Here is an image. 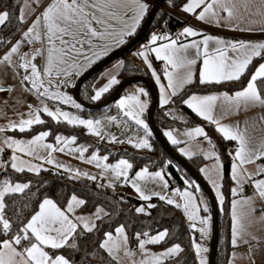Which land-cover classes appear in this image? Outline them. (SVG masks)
<instances>
[{"label": "snow or ice", "instance_id": "6c2138e0", "mask_svg": "<svg viewBox=\"0 0 264 264\" xmlns=\"http://www.w3.org/2000/svg\"><path fill=\"white\" fill-rule=\"evenodd\" d=\"M245 12L249 11V0H241ZM261 7L257 8V14L264 16V0H260ZM202 8L197 15V19L207 22H216L219 24L221 19L228 21L240 19L237 15L238 0H189L184 6V11L188 13H196V9ZM148 10V5L143 0H51V3L46 7L41 16H38L35 22L24 33V37L31 43L34 40H40L42 36L47 40V55L46 63L41 71L37 64L27 58V55L21 56L23 63L20 68L25 69L26 73L30 68V74L23 77L24 81L31 84V90H35L39 97H46L51 100L60 101L63 104H73L77 109L81 106L77 104L73 98L59 89L61 86L68 83V79L73 75H80L81 71L86 67H90L96 61L105 57L114 48L126 42V38L135 34ZM221 12L227 13L226 17L221 16ZM10 17L8 11H0V25H4ZM20 22L25 20L23 10L20 15ZM250 30V29H249ZM264 31V27L261 28ZM202 35L192 27H185L177 38H170L167 34L151 36V44H156L157 41H168L160 43L157 47H151L147 51H141L139 55L143 57L145 63L151 68L148 53H154L157 60H162L165 63L164 77L167 79V88L160 83V76L155 71L152 75L155 77L157 84H160L161 105H167L171 96L177 95L185 85L193 83L194 73L193 66L202 58V66L199 69L200 84H220L222 82L237 81L248 70L255 58L264 59V42H248V41H225L216 36L202 35L200 40H192L190 43H180L179 38L182 36L196 37ZM147 47V46H146ZM20 49V42L11 48V50L3 57V61L11 62V57ZM190 50H192L190 52ZM39 55V50H37ZM53 78L58 79L53 85ZM258 81L264 84V63H260L252 73L246 87L237 91L234 95L227 93L219 95H191L183 102L196 115L202 117L217 126V131L222 134L226 140L238 142V148L235 152L233 169V180H238V168L247 163H252L261 157H264V142H261L256 149L249 147V141L246 136V129L241 131L238 126H230L220 123V119L214 114L217 108V102L222 101L224 112L232 109H239L241 106L248 108L254 106L264 107V93L258 86ZM47 83V86H46ZM115 76L110 74L108 83L95 92L92 97L94 100L100 99L103 93L109 91L112 85L117 84ZM56 90L52 91L51 88ZM41 89H43L41 91ZM168 89H171L169 94ZM4 89L0 88V91ZM147 92L143 88L139 89V94H131L125 96L119 101V108L123 111V115L129 120L134 121L135 125L143 128L144 132L150 135L148 124L142 119L145 110L148 108V102L142 100L141 96H147ZM42 107L33 109L29 105L30 111L28 118H21L18 122H10L8 128L16 129L24 132L30 129L34 124H41L44 121L41 119L40 112L46 113L54 121H64L69 125L83 126L90 134L96 135L101 139L102 125L99 120L81 119L79 116L72 115L67 111L57 108L55 111L49 109L47 104L41 100ZM115 117L110 120L115 121ZM5 128L0 127V132H4ZM49 135V132H42L29 141L15 140L10 137L5 138L2 143L15 152L25 153L26 155L38 160H46L48 164H55L57 168L65 167L62 164L56 163L52 157V152H63L67 148L70 152H78L79 158L84 159V152L87 151L83 146L79 148H71L76 137L66 138L57 136L56 145L44 143V139ZM165 135L173 144L179 143L172 132H166ZM189 137L203 136L207 139V134L203 128L197 127L186 133ZM112 142H117V138L113 136ZM123 143L124 141H119ZM129 143L132 140L129 139ZM211 143V141H209ZM62 145V146H61ZM136 148H150L151 145L147 138L139 139L134 145ZM41 150L46 152V156L41 155ZM2 151V148H0ZM181 151H184L181 149ZM186 155L189 153H185ZM215 156V153H212ZM217 163L214 165V170L217 172V179L212 180L213 186L216 188L217 196L221 202L223 197L220 194L219 184V157L216 156ZM11 167L17 172H23L25 169L29 172L39 174L41 166L23 160L17 155L12 156ZM108 159L107 156L100 158L97 155H92L87 163L95 162L96 167L102 168L104 171H111L116 179L123 177L128 180V171L132 168V164L126 159H121L116 164L103 163ZM238 161V163L236 162ZM72 171L71 169H66ZM264 172V165L258 166L257 173ZM75 176L85 175L78 170L74 173ZM90 179L95 180V176H90ZM251 179V176L248 177ZM137 181H161L163 187L167 188V181L164 180L160 172L149 173L147 168L136 173ZM189 183L188 181H185ZM254 187L261 198H264V180L254 181ZM28 184H12L8 180L0 183V225H2L3 233L8 234L12 229V224L4 214L5 196L11 193H20L28 188ZM139 193L141 199L149 200L151 196L146 194L139 183L133 182L132 185ZM198 191V189H197ZM235 191V190H234ZM152 195L159 196L161 200H166L169 205H174L176 208H182L188 221L191 222V227L196 229V222H199L202 227L198 229L202 236H207L209 232L210 217L202 218L200 216V206L197 197L193 191L185 189L180 191L177 189L171 196H165L157 192ZM179 197L180 202L175 199ZM85 201L78 199L73 195L68 201L66 210H62L53 200L45 198L39 203L38 210L24 224L19 231L10 239H5L0 242V264H70V261L63 255L50 254L46 249H61L69 244V240L74 237L79 224L83 225V229L87 232H92L96 224L91 219L84 217H76L75 221L70 218L69 213H74L76 207L83 205ZM236 202L233 203V230L232 244L236 246L242 238L244 225L242 218L235 211ZM98 210L96 219L100 218ZM138 213L145 212L143 207L137 208ZM204 212L208 211L205 206ZM105 240L100 244L102 249H105L108 254L122 264L121 257L118 255L121 250L124 251L125 257H132L134 253L128 249V237L125 234L123 226L115 229V235L109 232L105 234ZM148 237L147 233H144ZM168 236L167 230L159 232L155 236L147 239H139V249L144 258L138 264H165V261L183 251L180 245H174L165 251L154 254L146 250V245L159 244ZM22 241L27 243L23 250L20 251L16 246H20ZM245 243L247 241H244ZM75 248L73 243L70 245ZM193 248L196 255L200 257V264H207L203 253L208 251L202 247L200 243L193 241ZM133 264H136L133 261Z\"/></svg>", "mask_w": 264, "mask_h": 264}, {"label": "crops", "instance_id": "0c3cea01", "mask_svg": "<svg viewBox=\"0 0 264 264\" xmlns=\"http://www.w3.org/2000/svg\"><path fill=\"white\" fill-rule=\"evenodd\" d=\"M176 5L175 10L178 12L186 15V16H194L195 20L199 22L201 25H203L206 28H211L213 30H216L217 32L212 33L208 32L204 28H197L195 26L188 25L186 27H192L202 35H212L219 37L221 39H224L225 41H248V42H264V38L262 39H245L241 38L239 36L246 35V34H264V31H261V28L264 27V16H261L257 14V8L261 7L260 0H249V11L245 12L243 8V4L241 0H238V8L239 11L237 15L241 17L240 19H234L231 21H228L226 19H221L219 21V24L216 22H207V21H201L197 19V15L202 10L203 6L201 8L196 9V13H188L185 12L184 6L189 3V0H173ZM144 3L148 5V10L144 16V18L141 20L139 27L137 28L135 34L139 31L140 27L142 26L143 22L147 18L153 3L151 0H143ZM51 3V0H24L21 5L20 9V15L21 11L23 10L25 20L23 22V27L20 30V32L15 36L13 39H11L5 49L0 51L2 54L0 61H3V57L11 50L13 46H15L18 42H20V49L17 53H14L11 57V62H0V86L1 87H10L11 89L9 91L0 92V127L5 128L4 132H0V148H2V151H0V171L6 172L7 168H11L12 164V156L17 155L23 160L29 161L33 164H37L41 166V171L44 169H53L59 172H62L65 175L72 176L74 178H79L83 180H87L90 182L94 181H101L99 178H101V171L96 167L95 162L93 163H87V160L92 157L94 154H109V159L111 160L112 157L117 155H132V154H143L152 151L155 148V142L153 140V133L148 125V131L150 135L144 132L142 127H139L140 132L142 134L147 135L148 142L151 145L150 148H134V147H128L126 150H118L114 148V145H108L105 143V139H101L100 137L90 134L86 128L83 126L78 125H69L64 121H59L64 124H66L69 127H82L86 130L87 135L89 136V140H85L82 138H79L75 134H57L54 137H51L49 130H42L37 132L34 135L31 136H20L17 135V133H22L19 131V128L16 129H10L8 128V124L10 122H18L21 118H28V113L30 111L29 105L32 106L33 109L42 107L41 100L44 101L45 104L49 107L50 110L55 111L57 107L55 106V100L48 99L46 97H39L35 90H31V84L28 81H24L23 77L26 74H30L31 69H28V72L26 73L25 69L20 68L19 65L23 63L21 60V56H23L25 53L30 51L28 59L31 60L33 63L37 64V67L42 71L45 63H46V55H47V40L42 36L40 40H34L31 43L28 42V39L24 37V33L28 30V28L35 22L38 16H41L43 11L46 9V7ZM169 6L172 7L170 4ZM173 8V7H172ZM262 11H264V8H261ZM222 17H226L227 13L221 12ZM2 25H0L1 28ZM250 29V30H249ZM126 38V42L118 47H114L110 52L123 47L125 44H127L133 36ZM202 35L196 36V37H186L182 36L179 38L180 43H190L192 40H200L202 39ZM175 39V38H173ZM168 41H157L156 44H151V47H157L160 43H167ZM150 47V48H151ZM149 48H145L144 44L138 46L130 55L129 59L135 62L138 66H140L143 70L146 71L149 80L153 84L155 88V92L157 95V106L162 110L159 118L160 120H163L165 116H168L170 119H177L179 118V122H177L178 125L172 126V127H163L162 133L167 140V142L174 146L178 153L186 159H202L203 163L199 167L200 175L203 177V179L208 183L210 186L216 200L218 203V206H221L225 200L224 194H223V179H224V161L221 153L219 152L218 148L215 145V142L212 139V136L219 139L221 141L222 146H225V152H230L229 147L231 146L232 140H226L223 138L222 134L217 131V126L215 124L210 123L209 121L204 120L202 117L196 115L183 101L187 100L191 95L195 94L198 96H205V95H219L222 96L223 94L227 93L228 95H234L237 91L242 90L244 87H246L252 73L254 72L255 68L260 64L264 63V59L261 58H255L253 63L249 66L246 73L239 79L242 80L243 77L246 78V82L243 86L240 88H237L235 90H209L205 92L193 90L192 92H189L184 96L181 104L178 103V105H174L175 99L182 95L186 90L193 89L194 87H200V88H208L213 87L215 85L219 84H200L199 83V69L202 66V58L197 61V64L193 66V73H194V79L193 83L185 85L181 90L177 92V95L171 96L170 101L167 105H161V91H160V84H157L155 77L152 75V72L155 71L158 76H160V83L165 85L167 88L168 81L164 77L163 74H159L157 71V68L160 64L165 65L164 61L157 60L155 58V54L149 52V62L151 63L152 67L149 68L148 64L145 63L143 57L139 55L141 51H147ZM37 50H39V55H37ZM192 50H190L191 52ZM108 54V55H109ZM107 55V56H108ZM106 57V56H105ZM96 61L94 64H92L90 67H86L81 71L80 75H73L71 78L68 79V83L60 87V91L65 93L66 95H69L73 98V90L74 86L80 76L85 74L91 67H93L95 64H97L99 61H101L103 58ZM127 59H118L108 66H106L103 70H101L95 77L90 81L89 87L91 92V99L95 95V92L99 90L101 87L106 85L108 83V80L110 78V74L115 76L118 83L120 84V73L122 69L125 67V62ZM248 73V74H247ZM245 75H247L245 77ZM61 78H53V85L56 84L57 80ZM237 80V81H239ZM237 81H228V82H222L220 84H230V83H236ZM258 86L261 88L262 93H264V84H261L260 81L257 82ZM112 85L108 92L103 93L98 100L92 99V103H98L100 102L103 97H105L110 91L113 90V88L117 85ZM47 86V83H46ZM131 86V85H130ZM143 88L139 84H133L132 87H127L123 93L119 96L118 100L120 101L125 96L131 95V94H139V89ZM43 89H41L42 91ZM52 91H55L56 88L52 87ZM145 92H147L145 90ZM169 94L171 93V89H168ZM148 94V93H147ZM142 100H146L148 102V108L145 110L142 119L145 120V123L148 124L147 121V113L149 110V107L151 105V101H149V96H141ZM74 100V98H73ZM117 100V101H118ZM75 101V100H74ZM76 102V101H75ZM77 103V102H76ZM78 104V103H77ZM172 104V105H171ZM65 107L63 111H67L72 115L79 116L81 119H91V120H99L103 121L105 117H109L110 114L118 115L119 117H125L123 115V111L118 106L111 104L110 106L106 108L99 109L100 112H95L92 114H87L85 112V108L81 107L77 109L73 104H63ZM180 106H183L184 108L191 111L194 115L198 116L206 125H195V126H187V114L181 110ZM62 110V109H61ZM88 110V109H86ZM91 111V110H90ZM96 111V110H94ZM214 114L217 118L220 119L221 124L230 125V126H238L241 131H244L246 129V136L249 141V147L252 149H256L258 145L261 142H264V107L260 106H254V107H248L245 108L241 106L239 109H232L231 111L224 112L222 107V101L217 102V108L214 111ZM41 119L45 122L46 120H52L51 117L47 116L46 113L40 112ZM126 118V117H125ZM127 119V118H126ZM128 120V119H127ZM129 121V120H128ZM177 121V120H176ZM43 122V123H44ZM57 122V121H54ZM134 122V121H130ZM41 123V124H43ZM39 124H34L31 126L34 127ZM102 125V122H101ZM200 127L203 128L204 131L207 134V139L203 136H194L189 137L186 135L187 132L192 131L193 129ZM30 128V129H31ZM27 129L26 131H28ZM24 131V132H26ZM172 132L174 137L179 141L177 144H173L171 140L165 135L166 132ZM42 132H49V135L44 139V143L46 144H53L56 145V137L59 135L61 137L71 138L76 137L75 142L70 146L71 148H79L83 146L87 149V151L84 152V159L79 158L78 152H70L67 148L65 151H55L52 152V157L58 164H62L65 167L63 168H57L55 164H48L46 163V160H38L33 157H30L26 155L25 153L15 152L13 149L8 148L6 145L2 143V141L5 138H12L15 140H21V141H29L33 139L35 136ZM211 132V134L209 133ZM211 141V143H209ZM62 146V145H61ZM235 148L234 152L231 153V167H230V175L232 179V188H231V198H230V204H229V211H228V217L230 219V237H229V243H230V249L227 253V259L225 264H264V198H261L258 195L257 190L254 187V181L257 180H264V172L257 173L258 166L263 165L261 160L264 157H261L260 159L255 160L252 163H247L243 165L242 167L238 168V180H233V169L232 165L234 162L235 152L238 148V142L236 141V144L233 145ZM224 148V147H223ZM183 149L184 151H181ZM5 152V154H4ZM189 154H185V153ZM215 153V156L212 155V153ZM41 155L46 156V152L44 150H41ZM216 156L219 157V184H220V194L223 197V201L221 202L220 198L217 196L216 188L212 184L213 179H217V172L214 170V165L217 163ZM131 162L132 160L126 156ZM238 163V161H236ZM146 168V167H144ZM66 169H71L72 171H68ZM15 170V169H13ZM78 170L80 173H87L88 175H80L75 176V171ZM133 170V162H132V168ZM149 170V169H148ZM162 170V169H157ZM16 171V170H15ZM40 171V172H41ZM149 171H156V170H149ZM163 171V170H162ZM23 172L33 173L29 172L27 169ZM39 172V173H40ZM164 172V171H163ZM4 174V173H3ZM165 174V172H164ZM2 175V174H1ZM90 176H95L96 179H90ZM251 176V179L248 177ZM123 178V177H121ZM124 179V178H123ZM4 180L10 181L13 185L16 183L20 184H26L22 182H13L6 177L0 178V183H2ZM107 185H110L112 182L116 180L115 176H112L110 179H102ZM127 182V181H126ZM128 185V182H127ZM172 189H180L181 191H184L185 189L191 190L195 193L197 200L200 204V216L204 218V216L207 214V212H204L203 209L206 204L202 202L201 200V193L197 191V187H194L192 184L187 183L184 187H171ZM243 188L247 189V193L243 192ZM26 189H24L25 191ZM129 186H128V193L129 194ZM235 190V191H234ZM23 191V192H24ZM22 193V192H20ZM16 194V193H11ZM8 195V194H7ZM6 195V196H7ZM5 196V197H6ZM132 197V196H130ZM78 198V197H77ZM139 202H141L140 206L138 208L143 207L145 209V212L141 214H146L148 212V204H142V201L140 197H132ZM80 199V198H78ZM160 201L157 199H153L149 202H157ZM164 204L169 205L167 202L160 201ZM181 204L183 203L182 200H179ZM236 202V209L235 211L237 214L242 218V223L244 225V232L242 235V238L238 241V244L236 246H233L232 244V230H233V203ZM59 206V205H58ZM173 206L174 205H169ZM60 207V206H59ZM82 205L76 207L74 213H69L70 218H72L75 221L76 217H84L87 219H91L96 224L97 221L104 215V211L102 209H97L93 212H82L81 209ZM61 208V207H60ZM67 208V207H66ZM66 208H61L62 210H66ZM178 209V208H177ZM98 210H102L100 212V218L96 219V214ZM179 210V209H178ZM180 211V210H179ZM180 214L182 215V218L188 228L189 231L192 232V246L191 250L193 251L197 263L200 264V257L196 255L195 249L193 248V241L194 239H199L198 235L200 232L198 229H193L191 227V222L188 221L187 217L184 213L180 211ZM82 227V224H79L78 227ZM120 227V226H119ZM197 228V227H196ZM125 229V228H124ZM162 232V231H161ZM113 235H115V230L112 232ZM125 234L127 235V231L125 230ZM158 234V233H157ZM155 234V235H157ZM153 235V236H155ZM128 237V235H127ZM106 238V236H105ZM103 239V241L105 240ZM209 238H211V231L209 233ZM140 239H147L141 236ZM203 241L205 240L202 237ZM102 241V242H103ZM244 241H247L246 243ZM160 244V243H159ZM159 244H149L146 245V250L149 253L159 254L166 249L177 245L173 244L169 247L163 248V249H155V246ZM202 247H207L208 251L206 253H203L204 258L207 261L209 259V246H206V244L200 243ZM18 250L22 251L24 245L16 246ZM127 247L129 250H131L134 253V256L132 257H125L124 251L121 250L119 252V256L121 257L122 264H133V261L138 264V262L144 258L143 254L141 253L139 249V242L136 245L135 248H133L130 245V241L128 239ZM48 251V249H46ZM105 250V249H104ZM106 251V250H105ZM108 254V252L106 251ZM181 252L173 257L168 258L167 260L180 256ZM109 255V254H108ZM110 256V255H109ZM111 257V256H110ZM112 260H114L111 257ZM166 260V261H167ZM116 264H119L117 260H114ZM71 264V263H70Z\"/></svg>", "mask_w": 264, "mask_h": 264}, {"label": "trees", "instance_id": "16d2710c", "mask_svg": "<svg viewBox=\"0 0 264 264\" xmlns=\"http://www.w3.org/2000/svg\"><path fill=\"white\" fill-rule=\"evenodd\" d=\"M23 1L24 0H0L1 11L6 10L10 13L9 20L0 28V51L7 47L9 41L17 36L23 27V23H21L19 19ZM175 3H178V1H166V4H171L173 8H176ZM170 20L171 17L163 10L159 9L153 23L141 42L122 57V59L127 60L125 62V67L120 73V83L134 76H143L149 79L146 71L128 57L138 46L146 43L149 33L154 28L160 27L163 30H166V23ZM246 76L247 75H245V77ZM94 77L95 75L86 81L80 91L81 98L89 103H92L90 97L92 91L90 90L89 83ZM245 82L246 78L243 77L242 80H239L236 83L219 84L208 88H200L196 86L193 89L186 90L182 95L178 96L173 104L176 106L178 103L181 104L184 96H186L187 93L192 92L194 89L201 92L223 89L235 90L243 86ZM136 84L145 88L149 96V101H151V96L145 85L142 83ZM118 85L119 84L103 97L102 100L108 98ZM180 108L188 116L186 122L187 126H195L199 124L206 125L198 116L194 115L188 109L183 106H180ZM84 110L87 114L101 111ZM161 111L162 110L156 106L155 121L161 131L163 127L178 125V117L177 119H170L168 116H165L163 120H160L159 116L162 113ZM206 127H208V125H206ZM42 130H49L51 137H54L57 134H75L79 138L89 140V136L84 128L69 127L62 122H54L50 119L46 120L43 124L32 127L26 132L17 133V135L31 136ZM209 133L211 134V132ZM152 137L155 142V148L152 151L140 155H126L133 162V172L144 167L149 170L162 169L165 172L170 187H184L187 184L185 181H188L194 187H198L191 176L163 150L154 134ZM212 139L224 161L223 194L225 200L221 206H218L219 240L216 264H225L227 253L230 249V219L228 217V211L232 188V179L230 175L231 152L224 151L225 146H222L219 139L214 136H212ZM170 146L177 154H179L174 146ZM184 159L200 174L199 167L203 163L202 159ZM261 162L264 165V158ZM3 177H6L13 182L26 183L29 186L22 193L8 194L5 197L6 207L4 214L12 224V229L8 234H4L2 225H0V242L14 236L19 229L27 223L35 211L38 210L39 203L45 198L53 200L61 208H66L68 201L73 195H75L85 201L80 209L82 212H93L97 209H102L104 215L97 221L96 227L92 232H87L81 226L78 227L76 234H74V237L69 240L68 245L61 249H48L50 254L63 255L71 264H116L106 251L100 247V244L105 238L106 233H112L117 227L123 226L127 231L130 245L133 248H135L139 242L137 238L138 234L139 239L141 236L148 238L161 231L167 230L168 236L163 242L155 246V249H163L173 244H178L183 251L180 256L165 261V264H198L196 257L191 250L192 232L188 230L180 211L176 207L157 201L154 202L155 206L148 208L146 214H141L136 211L141 204L138 200L128 195L119 194L108 187L99 186L95 182L74 178L53 169H44L39 174H33L28 172H17L11 168H7L6 172L0 175V178ZM200 192L205 196L209 211L211 212L208 198L201 189ZM144 233H147L148 237H145ZM26 243V241H22L21 245H25ZM73 243L76 245L75 248L70 246Z\"/></svg>", "mask_w": 264, "mask_h": 264}, {"label": "water", "instance_id": "95a60500", "mask_svg": "<svg viewBox=\"0 0 264 264\" xmlns=\"http://www.w3.org/2000/svg\"><path fill=\"white\" fill-rule=\"evenodd\" d=\"M167 0H156L139 31L131 38V40L125 44L123 47L113 51L108 56L103 58L93 67H91L85 74L80 76L74 86L73 90V98L74 100L81 105L83 108L88 110H99L102 108H106L113 104L121 95V93L130 85L136 83H142L145 85L149 94L151 96V105L149 107L147 113V121L148 125L154 134L155 138L158 140L163 150L170 156L180 167H182L194 180V182L198 185V187L202 190V192L206 195L209 200L211 206V218H212V232H211V240L209 246V259L208 264H216L217 257V248H218V240H219V225H218V203L217 200L208 185V183L203 179V177L195 171L189 163L179 154H177L172 147L169 145L167 140L165 139L163 133L158 128L155 121V110L157 106V95L155 92V88L151 81L143 76H134L128 78L127 80L121 82L114 92L106 99L98 102V103H89L84 101L80 96V91L83 84L92 78L94 75L103 70L106 66L111 64L112 62L122 58L126 53L132 50L137 44L141 42L146 33L148 32L151 24L153 23L156 14L158 13L160 7L166 3ZM4 171H0V175L3 174Z\"/></svg>", "mask_w": 264, "mask_h": 264}, {"label": "rangeland", "instance_id": "374dc122", "mask_svg": "<svg viewBox=\"0 0 264 264\" xmlns=\"http://www.w3.org/2000/svg\"><path fill=\"white\" fill-rule=\"evenodd\" d=\"M29 54H30V51H28L24 55H27V58H28ZM129 87H132V85L129 86ZM117 100L113 103L115 106L116 105L118 106V104H119V100L118 101ZM55 106L57 108L62 109V110L65 108L60 101H56V100H55ZM111 117H115L116 118L115 121L110 120ZM101 122H102V135L104 136L103 139H105V143L108 144V145H111V144L114 145V148H116L118 150H122L123 151V150L128 149V147H134L133 145L139 139L147 138V135L142 134L140 132V129H139L140 126L135 125L134 122L128 121L125 117H119L118 115L110 114L109 117H105V119L103 121H101ZM113 136H115L117 138V142H112L111 138ZM129 139L132 140V143L128 142ZM119 141H124V142L121 143ZM134 148H136V147H134ZM95 155H97L100 158H103V157L107 156L108 159L106 161H103V163H107V164H116L121 159H126V160H128L129 163L132 164V162L126 157V155L125 156L124 155H117V156L112 157L111 160L109 159V154L108 153L107 154H99V155L95 154ZM98 169L101 171L100 172L101 173V176H100L101 178H99L100 180H102L103 178L104 179H110V178H112V176H114L113 173L110 170L109 171H104L102 168H98ZM143 169H145V168H139L135 172H133V170H131V169L128 171V180H127V182H128V186H129V189H130L128 196H132V197H135V198L136 197H140L139 193L132 186L133 182H136V183H139L141 185V187L143 188V190L145 191L146 194L151 196V199H149V200H144V199H141V197H140V199L142 201V204H148L147 201L153 200L154 198L155 199L158 198V200L166 202V200H161L159 198V196L152 195V193L153 192H157V193H160V194L165 195V196H171L172 193L177 190V188L176 189H172L170 187L168 179H167L166 175L164 174V172L162 170L149 171L148 168H147L149 173L160 172L163 175L164 180L167 181V184H168L167 188L163 187V182H161V181H153V180L137 181L136 180V173L139 172V171H142ZM197 189L200 192V188L197 187ZM194 195H195V193H194ZM175 199H177V201L180 200L179 197H175ZM201 200H202V202H204V204H206L205 206L208 208L207 214L204 216V218H207V217L211 218V212L209 211V206H208V204L206 202L205 196L202 193H201ZM199 206H200V204H199ZM179 210L182 213H184L182 208H179ZM196 227H197L196 229H199L200 227H202V225H200L199 222H196ZM208 227H209L208 235L207 236H202L201 233H200L198 235L199 239H197V241H196V239H194L195 242H197V243H201L202 242L203 244H206V246H210L211 238H209V233H210V231L212 232V218L209 221ZM202 237L205 239L204 241H203Z\"/></svg>", "mask_w": 264, "mask_h": 264}, {"label": "built area", "instance_id": "2783aa9c", "mask_svg": "<svg viewBox=\"0 0 264 264\" xmlns=\"http://www.w3.org/2000/svg\"><path fill=\"white\" fill-rule=\"evenodd\" d=\"M155 1L156 0H151V2L153 4ZM160 9L163 10L165 13H167L171 17V20L166 23V28H167L166 30H163L160 27H156L149 33L147 41L144 44L145 48L151 47L150 41H151V36L153 34H158V35L167 34L170 38H177L178 34L181 33L183 31V29L188 25L195 26L197 28H204L208 32H212V33L217 32L216 30H213L211 28H206L203 25H201L199 22H197L195 20L194 16H186V15L178 12L177 10L172 8L171 6L167 5L166 3L163 4L160 7ZM0 11H1V8H0ZM239 37L245 38V39H249V38H251V39H262V38H264V34H246V35H241ZM1 56H2V54L0 53V58H1ZM164 69H165V65L160 64L157 68V71L159 74H163ZM0 88L4 89L3 91H0V92L9 91L11 89L10 87H1V86H0ZM234 144H236V141H232L231 146L229 147V150L231 153L234 152V150H235V148L233 147ZM4 154H5V152H4ZM94 182L97 183L99 186L108 187L111 190H113L119 194L127 195V193H128V185H127V182L125 181V179H123V178L116 179L110 185H107L103 180L94 181ZM243 192L247 193V189L243 188ZM148 206L153 207V206H155V203L149 202Z\"/></svg>", "mask_w": 264, "mask_h": 264}]
</instances>
